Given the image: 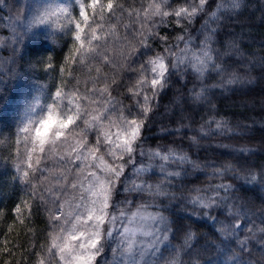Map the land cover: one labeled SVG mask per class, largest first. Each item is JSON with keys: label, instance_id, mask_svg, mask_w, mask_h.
<instances>
[{"label": "snow or ice", "instance_id": "obj_1", "mask_svg": "<svg viewBox=\"0 0 264 264\" xmlns=\"http://www.w3.org/2000/svg\"><path fill=\"white\" fill-rule=\"evenodd\" d=\"M245 6L0 0V85L27 69L52 70L44 53L69 40L54 90L40 87L25 99L14 132L0 130V163L25 186L8 232L20 225L33 236L27 260L16 264H264V197L254 209L241 195L264 191V165L248 163L255 149L223 142L209 161L202 145L241 136L213 101L217 89L254 82V63L244 65L241 42L228 31ZM196 173L208 183L189 181ZM0 243V252L15 255V245Z\"/></svg>", "mask_w": 264, "mask_h": 264}, {"label": "trees", "instance_id": "obj_2", "mask_svg": "<svg viewBox=\"0 0 264 264\" xmlns=\"http://www.w3.org/2000/svg\"><path fill=\"white\" fill-rule=\"evenodd\" d=\"M36 4L44 2V0H34ZM133 0H126V3H132ZM138 2V0H137ZM13 0H8L11 5ZM20 3L27 4L29 0H20ZM245 8L238 21L231 25L228 31L234 33L237 39L240 40L243 51L246 53L244 65L249 62L254 63L252 76L254 82L246 87L238 88L234 92H224L221 94L217 89L214 97L216 112L220 117L228 120L241 136L235 140H227L225 138H217L216 140L206 139L202 141L203 148L207 149V159L209 161L217 160L219 153L224 149H216L213 147L216 143H228L235 147L246 146L255 149V153L248 163L259 167L264 165V0H244ZM8 8L4 7V12ZM167 31V29H162ZM68 38L56 41L52 44L53 50L44 53L45 56L51 55L55 67L48 72L40 68L35 70L27 69V75H22L18 79L6 81L0 87L5 88V91L0 94V130L7 136L10 131L14 132L15 125L23 113L24 101L26 98L37 94L40 87H44L45 92L54 90L55 85L60 79V67L63 62L64 55L67 53ZM243 73L244 66L240 68ZM83 80L84 74L77 72ZM123 83V81H122ZM177 88H173L164 103L173 99V93ZM179 112V109H177ZM207 111H200L195 114V119L200 120L201 116H207ZM159 119V118H158ZM167 123V121H165ZM174 127V125H172ZM199 127L198 124L194 128ZM154 128H159V124H155ZM154 143V141H153ZM186 146V145H185ZM4 161H7L6 146H4ZM205 153L202 151L201 155ZM222 159V158H221ZM219 162V161H218ZM10 165L0 163V209H3V216L0 217V242L7 239L9 241L8 248L12 249L15 245V255L9 256L6 252H0V264H5L6 261H11L16 264L21 261L23 255L24 260H27L26 249L33 242L32 233L24 226L13 225V231L8 232V226L12 223V208L17 203L18 198L24 195V185H16L11 182V177L8 174ZM200 179L197 180L196 177ZM189 181L203 186L208 183L206 177L202 173H196L188 178ZM189 186H192L189 184ZM250 202V207L258 209L260 205V197H264V191L256 193L245 192L241 193ZM34 227L36 229L35 239L39 240L40 234L45 227V222L42 215L34 217ZM198 232L211 235V229L207 226L197 228ZM204 243L203 238L200 241ZM0 247L3 244L0 243ZM211 255L202 254L201 260L207 261L214 257Z\"/></svg>", "mask_w": 264, "mask_h": 264}]
</instances>
